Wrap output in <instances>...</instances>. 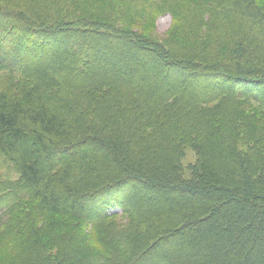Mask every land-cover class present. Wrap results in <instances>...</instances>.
<instances>
[{
    "label": "trees",
    "instance_id": "obj_1",
    "mask_svg": "<svg viewBox=\"0 0 264 264\" xmlns=\"http://www.w3.org/2000/svg\"><path fill=\"white\" fill-rule=\"evenodd\" d=\"M18 1L0 8V158L19 176L0 178V246L20 225L4 210L29 199L89 223L121 209L136 229L92 256L40 241L28 264H264V0H196L162 47L119 23L163 0H99L102 17Z\"/></svg>",
    "mask_w": 264,
    "mask_h": 264
},
{
    "label": "rangeland",
    "instance_id": "obj_2",
    "mask_svg": "<svg viewBox=\"0 0 264 264\" xmlns=\"http://www.w3.org/2000/svg\"><path fill=\"white\" fill-rule=\"evenodd\" d=\"M81 1L86 4L90 0ZM92 1L94 3L83 6L84 9L80 12L89 13L91 17H93V15L94 17H102V12L98 5L99 0ZM162 2L167 4L166 8L164 7V5L160 6V4L162 3L154 4L151 8H147L150 11L148 12L145 19L141 22H136L132 25L120 22V26L126 28L134 35L137 33V35L143 40L153 42L159 47H162L164 45L170 46V42L174 39L172 33L178 25L181 24L184 26L187 24L196 23L194 20L196 15L195 11L193 10V4L194 2H196V0H163ZM20 3L21 2L18 0H0V8H8L11 10L19 11L22 10L24 6H22ZM261 5L264 6V3L262 2ZM41 35L43 38H47L49 36V32H47V34ZM145 62L147 61L144 60L142 63ZM129 63L133 64L134 62L130 61ZM105 67L106 66H104V68ZM104 71H108L107 68L104 69ZM88 105L89 103L85 104L86 107ZM253 106L254 108L260 110L259 106ZM258 114H260V111L257 113V115ZM196 161L197 155L195 154V152L192 149L187 148L184 151V155L182 157V173L185 179H191L190 167L193 166ZM0 178L5 182L10 183H18L19 181L18 174L7 165H5L4 161L1 158ZM143 189L144 187H141L140 191H143ZM136 198L137 199H135L134 204H137L139 202L140 205L144 204L143 208H145L147 202L143 201V203H141L139 201L141 200V198H139L138 196ZM5 205L7 204H4L0 207H4ZM82 207L85 208L84 206ZM122 213L123 211L121 209L112 211L110 213L108 212L107 215L106 213H104L101 217L103 219L98 216L101 219L98 223H89L86 220L79 219L82 218V216L66 217L63 215H48L44 217L40 215V217L36 203L29 199H23L18 209L7 211L6 208V211L4 210L3 214L1 213L2 215H8V217L11 214L10 218L12 219L11 222L14 224V226L16 224L20 225L15 228L17 230V233L8 238L7 241L0 246V264H28V258L30 254H33L34 252L33 256L38 257V255L35 254L34 250L38 247L40 241L46 245V250H49V257L53 259L57 257L59 252L63 254L68 253L72 245V249H74L75 247H79L81 248V252L88 250L86 251V255H95L96 252L98 253V251L100 250H105V245H103L105 236L109 234L123 235L129 230L136 229L134 225L135 223H131V221L135 220L132 217L130 218L128 213L124 215ZM91 216V218L93 219L94 215L92 214ZM48 225V229H37L41 228L42 226ZM31 232L36 233L34 237L37 238L30 243L29 240L31 237L29 234ZM81 238H85V241L82 242ZM108 243L109 244H106L104 242V244H106L108 247L109 245H112L110 244V242ZM27 245L30 246L31 251L26 250ZM94 258H96V261L103 263V261L99 260L97 257Z\"/></svg>",
    "mask_w": 264,
    "mask_h": 264
},
{
    "label": "bare ground",
    "instance_id": "obj_3",
    "mask_svg": "<svg viewBox=\"0 0 264 264\" xmlns=\"http://www.w3.org/2000/svg\"><path fill=\"white\" fill-rule=\"evenodd\" d=\"M128 88H129V87H128ZM76 102H77V101H76ZM87 111H88V110H87ZM88 114H89V113H88ZM86 117H87V116H86ZM86 117H85V118H86ZM91 119H92V118H91ZM79 122H80V121H79ZM89 122H90V121H89ZM83 128H84V127H83ZM86 129H87V128H86ZM84 131H86V130L84 129ZM91 132H92V131H91ZM86 133H87V131H86ZM97 135H98V133H97ZM101 136H102V135H101ZM122 136H123V135H122ZM90 137H91V135H90ZM95 137H96V136H95ZM124 137H125V136H124ZM100 138H101V137H100ZM127 138H128V137H127ZM124 148H125V146H124ZM107 149H108V148H107ZM105 153H106V152H105ZM105 153H104V154H105ZM108 155H109V154H108ZM114 155H115V154H114ZM75 157H76V156H75ZM111 157H112V155H111ZM73 161H74V160H73ZM77 161H78V160H77ZM69 164H70V163H69ZM78 165H79V164H78ZM78 165L76 164V166H78ZM67 166H68V164H67ZM70 166H71V165H70ZM73 166H74V165H73ZM79 166H80V165H79ZM76 168H77V167H76ZM74 170H76V169H74ZM78 172H79V171H78ZM72 174H73V173H72ZM78 174H79V173H78ZM89 190H90V189H89ZM86 191H88V190H86ZM86 191H85V192H86ZM90 191H91V190H90ZM94 192H95V191H94ZM83 194H84V193H83ZM95 194H96V193H95ZM121 195H122V194H121ZM87 196H88V195H87ZM93 196H94V195H93ZM80 197H81V196H80ZM84 197H86V196H84ZM113 197H114V196H113ZM85 199H87V198H85ZM116 199H117V198H116ZM107 200H108V199H107ZM78 202H79V201H78ZM82 203H83V202H82ZM88 204H90V202H89ZM124 207H125V206H124ZM89 208H90V207H89ZM101 219H102V218H101ZM101 224H102V223H101ZM103 224H104V223H103ZM108 225H109V224H108ZM130 227H131V226H130ZM92 235H93V234H92ZM107 238H108V237H107ZM62 240H63V239H62ZM64 240H67V239H64ZM72 240H73V239H72ZM72 240H71V241H72ZM58 241H59V240H58ZM68 241H69V240H68ZM62 242H63V241H62ZM74 245H75V244H74ZM78 245H79V244H78ZM70 247H71V246H70ZM72 247H73V245H72ZM72 247H71V248H72ZM74 247H75V246H74ZM75 248H76V247H75ZM80 249H81V248H80ZM72 250H73V249H72ZM72 250H71V251H72ZM74 251H75V250H74ZM45 255H46V254H45ZM79 255H80V254H79ZM79 255H77V256L79 257ZM79 259H80V258H79ZM83 262H85V261H83Z\"/></svg>",
    "mask_w": 264,
    "mask_h": 264
}]
</instances>
